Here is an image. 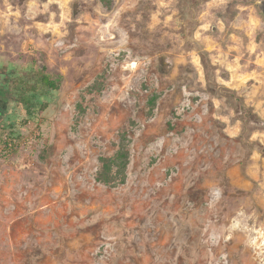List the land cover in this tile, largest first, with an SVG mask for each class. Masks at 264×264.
I'll return each mask as SVG.
<instances>
[{"label": "rangeland", "instance_id": "obj_1", "mask_svg": "<svg viewBox=\"0 0 264 264\" xmlns=\"http://www.w3.org/2000/svg\"><path fill=\"white\" fill-rule=\"evenodd\" d=\"M259 1L0 0V264H264Z\"/></svg>", "mask_w": 264, "mask_h": 264}, {"label": "trees", "instance_id": "obj_2", "mask_svg": "<svg viewBox=\"0 0 264 264\" xmlns=\"http://www.w3.org/2000/svg\"><path fill=\"white\" fill-rule=\"evenodd\" d=\"M63 80L62 75L53 77L48 73L42 72L40 75L41 84L49 89L58 90L61 86ZM21 93L19 95V101L16 103L17 112L20 114L19 117L15 118L9 116L11 130H8L7 133L2 136L0 132V144L3 147H11L16 149L18 146V141L20 140V135L17 133L14 128V123L26 124L29 120V117L33 115V110L31 106L33 99L35 98V86L24 85L20 86ZM11 98V92L4 85H0V122L4 121L6 117V112L8 113L9 104ZM80 108L82 104L79 103ZM43 156V155H42ZM130 164V144L128 141L127 133L124 132L121 139L119 148L112 156L101 157V166L97 173V180L108 185V186H117L123 184L127 180V170Z\"/></svg>", "mask_w": 264, "mask_h": 264}, {"label": "water", "instance_id": "obj_3", "mask_svg": "<svg viewBox=\"0 0 264 264\" xmlns=\"http://www.w3.org/2000/svg\"><path fill=\"white\" fill-rule=\"evenodd\" d=\"M259 7L263 11V13H264V0H260L259 1Z\"/></svg>", "mask_w": 264, "mask_h": 264}]
</instances>
